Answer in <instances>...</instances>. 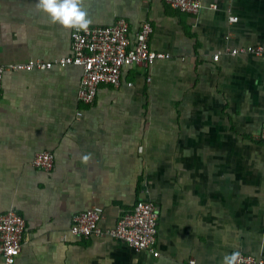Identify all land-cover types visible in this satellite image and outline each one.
Listing matches in <instances>:
<instances>
[{"label": "crops", "instance_id": "obj_1", "mask_svg": "<svg viewBox=\"0 0 264 264\" xmlns=\"http://www.w3.org/2000/svg\"><path fill=\"white\" fill-rule=\"evenodd\" d=\"M211 1L193 14L166 0H81L89 25L123 17L133 39L150 21L151 49L168 54L124 67L92 104L79 99V65L4 71L0 214L26 220L15 264H224L235 250L264 259V55L213 58L264 45V0ZM35 5L0 0L1 64L71 53L74 29ZM40 151L54 153L51 170L33 165ZM140 200L159 209L158 256L70 232L88 208L102 206L109 228Z\"/></svg>", "mask_w": 264, "mask_h": 264}, {"label": "built area", "instance_id": "obj_2", "mask_svg": "<svg viewBox=\"0 0 264 264\" xmlns=\"http://www.w3.org/2000/svg\"><path fill=\"white\" fill-rule=\"evenodd\" d=\"M219 0H212L210 8L216 9ZM234 1V0H228ZM166 2L182 12L197 14L203 7V0H166ZM237 15L229 17V24L238 20ZM154 27L150 21H144L135 38L131 37L130 24L126 18L119 17L112 25H89L87 30L72 31L71 53L53 61L41 58L27 62L13 63L8 66L0 63V108L3 97V74L6 69L33 70L50 69L54 66L79 65L83 68L78 96L85 104H92L101 84L119 87L122 83L123 68L134 64L151 66L168 54L158 52L150 47V37ZM223 53L236 55L249 53L256 56L264 55V45L231 46L214 54L219 60ZM131 86L132 83H129ZM82 112H78V117ZM264 142V126L258 134ZM55 164L52 151H40L33 160V165L46 171ZM104 215L102 206H93L74 217L70 228L72 235L80 237H97L116 239L126 243L137 251H151L159 255L156 248L158 234L159 209L150 200L138 201L131 211L122 214L113 227L103 228L100 221ZM26 220L15 209L0 214V257L1 264H15L20 255L25 235ZM232 264H264V259L242 250H235ZM191 264H196L194 260Z\"/></svg>", "mask_w": 264, "mask_h": 264}, {"label": "clouds", "instance_id": "obj_3", "mask_svg": "<svg viewBox=\"0 0 264 264\" xmlns=\"http://www.w3.org/2000/svg\"><path fill=\"white\" fill-rule=\"evenodd\" d=\"M53 23L76 30H87L90 19L81 0H36V5ZM234 257H225L224 264H232Z\"/></svg>", "mask_w": 264, "mask_h": 264}]
</instances>
